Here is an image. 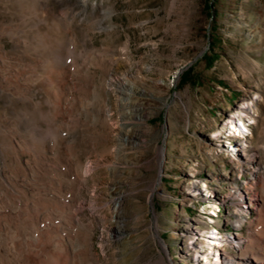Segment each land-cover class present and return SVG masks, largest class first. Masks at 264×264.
<instances>
[{"label":"rangeland","instance_id":"1","mask_svg":"<svg viewBox=\"0 0 264 264\" xmlns=\"http://www.w3.org/2000/svg\"><path fill=\"white\" fill-rule=\"evenodd\" d=\"M24 1L0 2L5 49L41 27L49 0ZM49 3L67 41L52 90L43 59L29 71L8 51L0 62V86L33 103L8 109L0 98V264L200 263L205 252L190 256L185 244L196 227L195 246L206 248L204 218L230 236L239 227L243 247L264 261V173L255 171L264 166V0ZM118 80L133 85L125 104ZM240 105L257 114L243 117L246 166V155L240 164L228 152L226 118L240 130ZM252 170L255 188L242 189ZM89 197L95 210L74 212ZM230 236L224 248L235 253Z\"/></svg>","mask_w":264,"mask_h":264},{"label":"bare ground","instance_id":"2","mask_svg":"<svg viewBox=\"0 0 264 264\" xmlns=\"http://www.w3.org/2000/svg\"><path fill=\"white\" fill-rule=\"evenodd\" d=\"M9 1L10 0H0V2L2 3V5L5 4V6L7 5V3ZM14 1L20 7H22V5L24 6V3L26 4V2L24 0H14ZM49 2H50V0L49 1H46L38 9V12H37L38 18L37 19H38V23L41 24L40 25L41 27H40V29L37 28L34 31V35L30 37V40H28L26 38V36H23L21 34V35H17L16 36V39L11 41V44L12 45H11V48H9V49H5L4 48V45L2 43H0V62L1 63H4L7 60L6 58H4V54L7 53V51H8L9 54L13 55V59H14L15 62H17V60L21 61L22 62L21 63L22 66L21 67H23L24 70L29 71V69H32V67L28 68L29 67V63L28 62L30 60L43 59L44 62H45L44 65H43L44 66L43 69H44L45 73L47 74V80H48V84L50 86L49 87V90H52L51 89V88H53V87H51L52 86V82L57 81L58 78L60 77L59 70H55L56 65L58 63V60L59 61H62L63 59L65 60V57H66V55H63L62 56L63 53L61 54L60 53V50L62 48H63V50L65 48H67L66 47L67 41L65 40V38H63L61 36V33H60V27H65V24L62 21L61 17L60 18H56V16H54V17L52 16L51 17L49 15V13H50V11H49V7H50L49 5H50V3ZM10 11L11 10H9V12ZM19 14H20V12H19ZM19 14H17V16ZM61 22H62V24H61ZM66 24H67V22H66ZM2 26L6 27V23H4L3 21L0 20V28H2ZM32 29L34 30V28H32ZM27 33H28V31H27ZM13 34H16V33L14 31L10 30L7 37H9L10 35L12 36ZM31 42H33L34 44H32ZM68 55H72V54L69 52ZM7 61H9V60H7ZM7 63L8 62H6V64ZM26 77L28 78V76H26ZM29 79H28V81L26 83L28 84V87L29 88L32 87L34 89L35 87H34L33 84H30ZM116 82L118 84V88L120 89V94H119V100H120V102L122 104H125V103L129 102V96H130L129 94L132 92L131 86H133L131 84L130 80H118ZM50 92H53V91H50ZM0 98H3V99L6 100L7 107L8 106H11L12 107V105L16 103V101L18 100V98L21 99V101L26 106H28V103L33 104L31 102V99H29L28 96H24V95H22V96H18V95L17 96H14L13 93H11L9 90H4L1 86H0ZM248 107L249 106H245V105H242L241 106L240 105V106H238V107L235 108V113L240 114L239 115V118L241 119V122L240 121L239 122H240V125H242V126H240L241 127L240 130L237 129V123H236L235 117L233 115L228 116V117L226 116L227 117L226 120L228 122V125H230L228 127V130H230L229 137H230L231 141H233L234 143H236V144H234L233 149L228 150V152L232 156V160L233 161H236V160L239 161L240 159H242V157L244 155H246V158L248 159V161H245V166H246V164L253 163V162H251V160L249 158V154H248L251 151L250 150L251 148H249V145L246 143V140H245L246 139V136L249 134V129H248L249 124L246 123L243 119L244 118H248L250 121L252 120L251 122H256L255 120H256V117H257V114L256 113H250V110H249ZM8 109H10V108L8 107ZM2 114L5 115L6 114V111L4 110ZM44 117H47V116H44ZM238 128H239V126H238ZM231 141H229V142H231ZM252 158L254 159L253 152H252ZM257 162H258V164H257ZM257 162H256L257 165L255 166L257 170H255V171H259L260 168H263L262 173H264V166L261 165V161L258 160ZM239 163H240V161H239ZM88 170H89L88 167L87 168H84V170L82 172L83 175H86L88 173ZM240 171H242L241 167L239 169V172ZM255 171L254 170L251 171V174L253 175L252 178L250 177L251 180H252L251 184L249 182V184H250L249 185V184H247L248 183L247 181H244V186L241 187L242 189H244V188H249V189H252L253 188L254 189L255 188L253 186V179L255 178V176H254L255 175ZM189 172H190L189 174L191 175L192 170H189ZM256 174H257V172H256ZM246 185H248V186H246ZM187 189H189V190H195V189H190V186H187ZM188 192L189 191L186 192V195H187L186 197H187V199H191L192 197H190V196L191 195H194L195 192H190V193H188ZM262 192H264V185L262 186ZM241 199H240V201H241ZM260 200H261L262 203H264V199L262 197L260 198ZM241 202L239 203L240 209L246 215V212H247V210L245 208L246 205H244ZM249 206L251 207L252 205L249 204L247 207L249 208ZM83 207H85L88 210H90L91 212H93L95 210V204H94L93 198L92 197H89L86 200V202L81 203V204L80 203L77 204L73 210L75 212V211H77L78 208H83ZM235 215L236 216H234V220H232V223L237 226V224H239L240 221H243V216L244 215H237V213ZM195 228L196 227H193L192 229H190V231H188V233H187V237L188 238L187 239L189 241L186 242L185 246L187 247V250H188L190 256L192 255L193 257H197L198 255H202V254H200V253H202V251L205 252V255H203V256H201V257L198 258V259H200V263L201 264H264V261L261 259V257L258 254H256L255 252H247V249L249 247L246 244H244V247H243V244L242 243H243L244 240L241 239V236L239 235L240 234L239 229H238L239 227L238 228H235L236 230L234 232H232V236H230L226 231H222V232L218 231L217 230L218 229L217 227L215 228V232L217 234L214 235V236L211 235V234H209V233H203V236L206 237V239H204V240L207 242V246H206V248H204V249L202 248L200 250H198L197 249V246H195L196 245L195 244V241H194V238H195V235H196V231L194 230ZM54 236L55 235L52 234L51 237H49V239L47 240L48 243L54 242L52 240L54 238ZM229 236L231 237L230 240L234 239V241H236V243H237L236 244L237 245L236 246V251L237 252H235V253H231V252H229V250H227V249L224 248L225 243H227L229 241ZM248 236H249V238L252 237V235H250L249 233H248ZM247 240H248V238H247ZM67 245L70 246L69 245V242H67ZM161 245H162L163 249L166 252L165 245L163 243ZM262 250H263L262 255H264V248H262ZM42 255H44V254H42ZM210 256H213V257H210ZM67 260H70L71 263H72V259H68L67 258ZM196 262L193 261V263H192V261H190V262L188 261V264H200V263H196ZM165 264H173V263L167 257V261H166Z\"/></svg>","mask_w":264,"mask_h":264}]
</instances>
